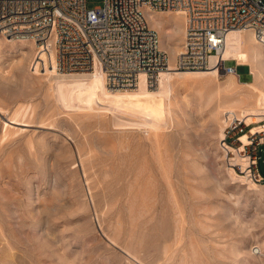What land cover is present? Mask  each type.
I'll use <instances>...</instances> for the list:
<instances>
[{"label": "rangeland", "instance_id": "obj_1", "mask_svg": "<svg viewBox=\"0 0 264 264\" xmlns=\"http://www.w3.org/2000/svg\"><path fill=\"white\" fill-rule=\"evenodd\" d=\"M102 4L88 0L90 9ZM158 13L165 29L173 30L164 21L176 12ZM158 33L163 50L173 44L174 32L164 45ZM36 49L27 39L8 42L0 35V106L5 110L0 114V264H180L181 257L186 264H264L253 251L264 238V193L230 179L227 168L237 169L215 116L219 104L246 94V87L217 94L192 80L175 81L161 156L157 149L141 147L148 144L143 131L117 126L138 119L74 115L65 108L54 95L45 63L38 64L42 71L31 68ZM238 73L242 81L253 80L247 67L239 66ZM219 74L225 82L228 76ZM10 117L22 118L25 126L16 125L22 130L6 138ZM156 152L168 166L165 172ZM145 156L149 163L138 182ZM166 182L177 192L187 221L174 254L166 250L177 229Z\"/></svg>", "mask_w": 264, "mask_h": 264}, {"label": "built area", "instance_id": "obj_2", "mask_svg": "<svg viewBox=\"0 0 264 264\" xmlns=\"http://www.w3.org/2000/svg\"><path fill=\"white\" fill-rule=\"evenodd\" d=\"M147 10L181 11L185 16V40L176 71H208L211 57L216 56L218 74L237 75V61L227 65L229 60L223 57L233 30L253 31L264 46V0H103L92 9L88 0H0V35L36 45L33 71L42 55L51 53L55 70L84 73L99 68L112 90L136 88L143 74L154 87L170 69V58L148 22ZM250 126L233 120L222 142L232 149L228 156L233 167L264 185V117L260 128Z\"/></svg>", "mask_w": 264, "mask_h": 264}, {"label": "bare ground", "instance_id": "obj_3", "mask_svg": "<svg viewBox=\"0 0 264 264\" xmlns=\"http://www.w3.org/2000/svg\"><path fill=\"white\" fill-rule=\"evenodd\" d=\"M146 15L150 25L160 32L161 42L163 43V45L165 44V40L167 36L171 33V31L174 32L173 44L169 43L170 45H167L164 50L165 52H167V54L168 53L170 54V69L167 72L161 74L156 87L155 88L153 87L154 89H152V87L149 86L146 80V76L143 74L141 75L140 82L136 88L129 90H112L107 87L105 74L101 69L96 68L91 72H84V73H77V72L60 73L57 70H55V68H53L52 66L54 63L53 62L54 55L52 56L51 53L43 54L41 60L42 61L44 60L43 63H45L46 67L48 68V71L50 72L51 75V80H53L52 89L54 91V95L57 98V100L61 102L63 106H65V108L67 107L73 110L74 115L78 113V115L82 114V115L95 117V116H107L108 114L112 113L115 117H117V115L128 116L130 118L134 117L133 120L136 118L138 119V122L124 123L123 121L124 124L121 122L122 124L119 123L117 124V126L119 125L122 128L124 126H125L124 128H126L127 126H131V127H127L129 128L128 130L134 129V130L143 131L146 134V140L148 141V144L141 143V147H143L144 149H148L150 147L153 150L157 149L159 152L162 143L161 131L163 132V127L164 124H166L167 115H169L170 112L168 110V107L171 104L170 100L172 99L171 97L173 94L174 83L175 81L178 80L180 81L192 80L196 84H198L200 88L202 87V88L212 89L217 94L221 93L222 91L235 92L236 90L242 87H246L248 89V92L246 94H243L241 97L239 96L238 98H233L231 100L227 99L224 103H222L223 105L219 104L218 107L216 108L215 116L217 120L220 122V127H221L219 133L220 139L223 140L225 138L224 127L227 128V126L235 119H241L246 121L250 125H254V130L260 128L258 126L264 117V83L256 84V81H258L259 79H261L262 76H264V46L257 41L253 31L251 30L231 31L228 34L227 46L225 51L223 52L224 59L237 61L238 67L239 66L247 67L250 74L253 76V80L250 82L242 81L241 75L238 73L237 75H227L228 76L227 80L225 82H222L220 81L219 78L220 74H218V72L215 69V65L217 61L216 56L211 57L212 67L208 71H187V72L176 71L174 62L178 54L181 53L182 45L184 44V40H185V16L181 11H177L176 16L174 18L170 20L167 19V21H164L165 24L166 23L171 24L170 26L173 27L174 31L171 30L172 28L171 29L169 28L168 31L166 30L167 28L165 29L162 21L160 20V18H158L159 17L158 12L147 10ZM182 21H184V28L181 26ZM6 40L8 42H15L18 39L6 38ZM22 40L24 39H19V41L21 42ZM30 109H32V107H30ZM23 111L21 110V112ZM4 113L5 110L3 109V106H0V114H4ZM220 115H223L224 117H220ZM21 119L22 118L18 120L14 117H10L9 122L5 123L4 136L6 138H8L10 135L17 134L22 130L21 128L16 126V125L25 126V124L20 122ZM243 141H246V137L243 138ZM231 151L232 149L225 147L226 153H229ZM142 153L146 154V152L143 151ZM159 153H160L159 155L162 156L161 152ZM156 156L157 158H159L158 160L161 162L159 169H161V171L163 169L165 170V168L168 166L165 164L163 158L161 161V157L160 156L158 157V154ZM160 162H157V164ZM148 163H149L148 158H146L145 156V158H143L142 164L140 163L139 173L137 176L138 182H141L142 178L144 177V171L147 169ZM167 163L169 165V162ZM238 165L239 163H236V166ZM164 170L163 172H165ZM83 171H85V168ZM227 173L231 180L237 182L239 181L247 185L249 190L254 192H260L261 194L264 193V185H260L252 180H249L250 177L246 175L247 174L246 171L244 170L238 171L228 167ZM83 174H85L84 176H86L87 173L84 172ZM154 181L156 182V180ZM166 183L169 184L167 185L170 187L169 194L172 197V201L176 207V212L175 211L173 212H175V215L177 216L176 219L177 229H175L176 234L172 245L173 247L167 246L166 250L169 251V253L172 252L174 254V252L177 250L179 244L182 242L184 238L183 235L184 225L187 223V221L185 223V214L183 208L179 203L177 192L172 187V185H170L171 183L168 182ZM143 210L145 211V208ZM139 215L140 217H142L143 212L139 213ZM237 221L240 220L238 219ZM113 243L116 244V241L114 239H113ZM166 250H164V252ZM186 251L187 248L183 247V251L181 253H184V256H187L188 253ZM253 251H255L256 254H261V256L264 257V238L257 242L255 247L253 248ZM125 253L129 256L130 259L131 258L135 259L134 257L136 255L133 254L134 252L132 253L130 249L129 250L126 249ZM181 261L182 262L180 264H186L188 259H186L185 257H183L182 259L181 257Z\"/></svg>", "mask_w": 264, "mask_h": 264}]
</instances>
